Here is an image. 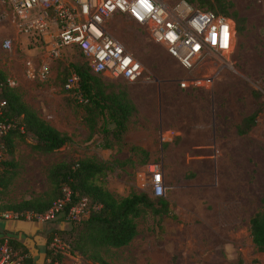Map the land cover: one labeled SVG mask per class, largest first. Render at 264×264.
Wrapping results in <instances>:
<instances>
[{
    "label": "rangeland",
    "instance_id": "1",
    "mask_svg": "<svg viewBox=\"0 0 264 264\" xmlns=\"http://www.w3.org/2000/svg\"><path fill=\"white\" fill-rule=\"evenodd\" d=\"M230 1L243 18L241 32L229 19L233 53L209 55L190 71L180 68L162 45L149 39L145 28L124 15L115 14L106 22L109 34L142 65L132 83L88 69L104 93L123 92L133 106L124 132L115 139L105 133L112 129L106 115L85 109L66 87L73 66L86 62L78 50L62 47L57 58H45L44 48L28 44L7 3L0 0V43L11 40L9 50L0 45V70L27 106L71 139L58 150L41 153L31 150L30 138L24 137L14 141L11 156L1 154L11 166L4 173L0 166L6 180L0 189V212L23 199L48 197L47 169L85 158L111 166L99 182L115 197L144 192L153 199L147 165L154 163L161 170L159 197L166 201L168 214L156 222L146 210L135 220L136 234L128 244L98 249L106 261L264 264V253L256 250L248 230L249 218L264 208V0ZM28 57L48 62L43 82L24 75ZM181 79H188L184 89L177 86ZM250 115L254 123L246 129L242 121ZM58 215L40 224L44 233L41 245H34L36 264L47 233L73 226ZM62 236L57 237L67 242L68 235ZM61 262L89 263L70 250Z\"/></svg>",
    "mask_w": 264,
    "mask_h": 264
},
{
    "label": "built area",
    "instance_id": "2",
    "mask_svg": "<svg viewBox=\"0 0 264 264\" xmlns=\"http://www.w3.org/2000/svg\"><path fill=\"white\" fill-rule=\"evenodd\" d=\"M17 20L18 31L28 38L33 47H43L45 58H57L66 47H75L86 60L91 73L120 78L132 83L142 72L141 63L105 28L115 14L124 15L134 24L146 29L149 39L162 45L167 55L180 68L190 71L209 55L229 57L235 47L234 29L229 18L209 10L199 9L185 0H4ZM4 14L0 11V19ZM1 48L9 50L11 40L4 38ZM40 45V46H38ZM63 47V48H62ZM62 48V50H61ZM49 72L48 62L32 58L24 61V75L31 81L43 82ZM188 79L177 81L180 89L187 87ZM73 89L78 102V77L71 73L66 85ZM3 102H0V106ZM7 125L0 123V136ZM1 158V146H0ZM151 190L154 196L162 193L161 170L157 164L147 165ZM69 191L62 189L61 196L42 213L2 211L7 220L45 222L63 211L69 202ZM86 213V201L70 204L64 219L78 222ZM49 247L62 258L70 246L53 235ZM26 253L11 247L6 239L0 240V264H23ZM53 264H63L54 261Z\"/></svg>",
    "mask_w": 264,
    "mask_h": 264
},
{
    "label": "trees",
    "instance_id": "3",
    "mask_svg": "<svg viewBox=\"0 0 264 264\" xmlns=\"http://www.w3.org/2000/svg\"><path fill=\"white\" fill-rule=\"evenodd\" d=\"M185 1L199 9L209 10L231 19L237 32L243 29V18L232 10L230 0ZM72 69V73L78 77V93L83 99L82 102L76 99V102L85 109L89 106V111L95 109L100 115L105 114L109 123L112 124V129L105 130V133L119 139L125 130L128 115L133 110L130 101L123 92L104 93L102 88L94 82L95 78L88 73L86 62L75 65ZM0 102H3L0 106V123L8 126L0 136L2 155L5 153L11 156L14 141L24 137L30 138L31 150L41 153L53 152L71 141L69 135L54 128L23 102L2 70H0ZM253 123L254 115H250L242 121V126L247 129ZM243 132L238 131V133ZM0 166L3 168L1 173H4L6 168L11 166V161L0 159ZM110 169L111 166L108 164L90 158L54 163L47 169L46 177L50 184L48 197L23 199L7 206L11 211L42 213L61 196L62 189L65 188L70 193L69 202L63 206V211L58 215L60 221H64V212L67 207L80 199H85L86 213L78 222H71L73 226L69 230L57 227L47 233L40 264H53L54 261H60L61 256L53 253L49 242L53 235L61 238L63 234L69 237V239L65 238L70 246L69 250L75 251L88 260V264H112L99 254V248L120 247L128 244L136 234L135 220L146 210L151 211L156 217V222H159L163 215L168 214L166 201L159 196L151 199L144 192H130L125 196L115 197L99 182ZM5 187V177L0 175V189ZM248 230L256 250L264 253V208L249 218ZM6 240L14 249L26 253L23 264H36L30 249L21 241L12 238Z\"/></svg>",
    "mask_w": 264,
    "mask_h": 264
},
{
    "label": "water",
    "instance_id": "4",
    "mask_svg": "<svg viewBox=\"0 0 264 264\" xmlns=\"http://www.w3.org/2000/svg\"><path fill=\"white\" fill-rule=\"evenodd\" d=\"M40 224L41 222L7 220L0 217V240L12 238L32 250L34 245H41L39 240L44 229Z\"/></svg>",
    "mask_w": 264,
    "mask_h": 264
},
{
    "label": "crops",
    "instance_id": "5",
    "mask_svg": "<svg viewBox=\"0 0 264 264\" xmlns=\"http://www.w3.org/2000/svg\"><path fill=\"white\" fill-rule=\"evenodd\" d=\"M37 82V81H36ZM42 235V234H41ZM40 235V236H41ZM41 240H42V236H41V239L39 240V243H41ZM37 248L38 247H35V246H33V248H32V250L30 249V253L32 254V256H33V258H34V256L36 255V251H37ZM34 260H35V258H34ZM41 261V260H40Z\"/></svg>",
    "mask_w": 264,
    "mask_h": 264
}]
</instances>
